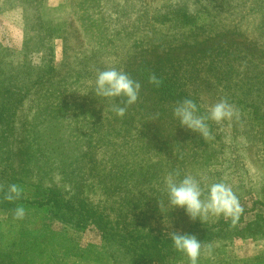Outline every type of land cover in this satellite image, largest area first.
I'll return each instance as SVG.
<instances>
[{
  "label": "rangeland",
  "instance_id": "374dc122",
  "mask_svg": "<svg viewBox=\"0 0 264 264\" xmlns=\"http://www.w3.org/2000/svg\"><path fill=\"white\" fill-rule=\"evenodd\" d=\"M24 1L32 2L40 26L35 19L27 26L20 6L0 0V47L6 50L0 60L13 73L24 68L32 80L40 73L44 77L18 106L9 135L21 196L43 201L55 191L67 199L81 188L90 206L105 214L108 227L137 241L231 221L236 225L230 238L206 243L211 255L203 254L198 264H264V97L254 96L250 80L259 69L249 71L234 59L240 56L247 63L264 49V36L255 29L264 20V0ZM47 31L53 35L41 43ZM46 46L52 71L42 69L49 59ZM141 65L168 77L173 91L196 101L201 113L226 99L238 109L239 119L209 122L210 140L178 126L172 109L182 100L157 98L140 77ZM109 67L122 69L141 85L138 100L123 116L112 110L114 103L123 105L122 98L110 101L94 92L97 72ZM55 103L61 108L51 112ZM45 105L50 114L39 118ZM74 165L71 179L81 177L79 186L65 178ZM173 170L231 184L240 216L234 223L223 218L199 222L183 209L160 210L158 203L167 199L163 180ZM255 220L261 226L252 225L257 228L250 236L233 235ZM21 222L48 237L42 245L48 257L39 252L41 264L131 260L115 242L104 244L94 224L71 228L42 205L26 210L22 220L0 211V251L15 242ZM166 264L189 261L184 256Z\"/></svg>",
  "mask_w": 264,
  "mask_h": 264
},
{
  "label": "trees",
  "instance_id": "16d2710c",
  "mask_svg": "<svg viewBox=\"0 0 264 264\" xmlns=\"http://www.w3.org/2000/svg\"><path fill=\"white\" fill-rule=\"evenodd\" d=\"M5 2L10 7L20 6L22 8L27 26H33L32 22L34 19L40 26L38 16L35 15L34 11H32V2L24 0H5ZM261 23L262 26L258 25L255 29L257 30L259 36H264L263 19L261 20ZM47 33V36L43 35L41 37V43H45L50 39L49 37L53 35L51 31H47ZM49 49L50 46L45 47L49 59L43 63L44 65L42 69L45 68V70H48L49 68L52 71V52L51 50L49 51ZM5 51L6 50L4 48L0 47V53L2 54L1 57L6 54ZM227 52L228 49L223 50L224 54ZM255 55L256 60L252 59L253 55H251L250 58L247 59V63H245L244 60L242 61L240 56L234 57V59L235 61H240L243 64L242 68L246 67L249 71L259 69V73L252 74L250 80L253 81L256 86L254 96L264 97V49H262L260 52H256ZM230 62H228V69H230ZM6 64L7 63L4 62V60H0V211L13 214L14 209L18 206H22L26 211L28 209L36 210L42 205L48 207V212H50V214L52 213L53 217L55 216L61 223H64L65 225H70L71 228L83 229L89 224H94L104 244L115 242L125 253L131 257V260L127 262L122 260L117 261L118 256L115 255L113 260L117 261L116 264H152L154 262H156V264H166L170 261L177 260L178 258H183L184 255L177 252L172 247L171 242L167 239L166 235H163L161 232L158 234L144 235L141 241H137V239L128 237V235L122 231H117L108 227L105 223V214L90 206V204L85 200L81 188L76 190L74 196L72 195L67 199H62L60 197L62 194L55 191H48L45 194L43 201L36 199L29 200L28 198H23L22 196L15 201H8L4 199V194L7 192L9 186L13 184L18 185L17 181L15 180V172L13 171V166L10 159L12 156L10 138L11 134L13 133L12 121L17 112L18 106L22 104L25 96L44 78L40 73V75H37L38 77L32 80L29 78L28 73L25 72L24 68L13 73L10 67H6ZM147 70L148 68H145L143 65H141L139 67L140 77L143 81L146 80V85H149L150 90L157 94L155 95L157 98L160 97L162 99H167L168 96H170V101L174 100L175 98H177L178 101L187 98L184 97L180 91H173L172 84L170 81H168V77L163 78L162 73H160L159 70ZM152 76H155L158 80H160V85L158 87L150 82V78ZM45 106L46 111H42L41 114L39 112V118L43 117V115L47 113V105ZM56 108H61L59 107L58 103L53 105L51 112H54ZM89 135H92V132L89 133ZM84 137H87V135L82 136V138ZM91 142V139H89L88 144L91 145ZM75 169L76 165L71 166L68 174L65 175V178H67L68 182H71L73 186H79L78 183L82 179L81 177H75L73 180L71 179L74 176ZM53 210H57L59 212L61 211L63 216L53 213ZM21 224L22 226L19 228L17 237H15V242L13 241L12 244V246H16L15 249H13L12 246H9V248H2L4 251H0V264H41L40 254L47 249L42 245L48 241V237L45 236V234L36 235V233L38 234V229L36 230L35 228L25 227L23 222H21ZM235 225L232 224L231 221L224 222L223 220H219L216 223H211L209 225L205 224L199 228L192 227L183 233L195 235L205 245L214 238L229 237L227 234H232V230H230V228L234 227ZM252 225L257 227L261 226L259 220H255L244 226L243 229H241L242 231H235L233 235H239L241 237L250 236L257 228ZM59 246L62 249L61 244H59ZM36 247L40 248L35 250ZM52 252H54V250ZM48 253L49 249L48 251L43 252L44 257H46ZM110 254L114 255V253ZM84 262L86 263V261Z\"/></svg>",
  "mask_w": 264,
  "mask_h": 264
},
{
  "label": "clouds",
  "instance_id": "9594fccd",
  "mask_svg": "<svg viewBox=\"0 0 264 264\" xmlns=\"http://www.w3.org/2000/svg\"><path fill=\"white\" fill-rule=\"evenodd\" d=\"M150 82L160 85V80L155 76ZM141 85L132 79L122 69L109 67L98 71L94 81V92L97 97L114 101L122 98L123 105L114 103L112 110L118 116H123L128 106L133 105L139 98ZM173 117L178 121V126L199 135L205 140L212 139L209 122L221 124L225 121L239 119L238 109L226 99H220L211 105L206 113H201L200 106L191 98L178 102L172 109ZM166 189V204L158 203L162 207L183 209L190 220L206 221L209 218H223L234 223L242 212L237 193L233 186L225 181L207 182L191 173L181 174L173 170L167 173L163 180ZM22 189L10 185L4 194V199L15 201L21 197ZM14 218L22 220L25 209L18 206L14 209ZM170 226V222L168 223ZM167 239L172 247L182 253L189 264H198L203 254L211 255V247H206L195 235L181 233L178 230L166 232Z\"/></svg>",
  "mask_w": 264,
  "mask_h": 264
}]
</instances>
